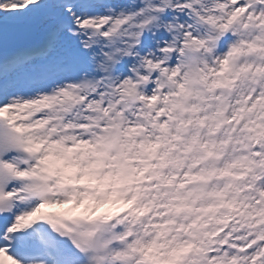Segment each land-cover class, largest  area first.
<instances>
[{"label": "snow or ice", "instance_id": "snow-or-ice-1", "mask_svg": "<svg viewBox=\"0 0 264 264\" xmlns=\"http://www.w3.org/2000/svg\"><path fill=\"white\" fill-rule=\"evenodd\" d=\"M0 264H264V0H0Z\"/></svg>", "mask_w": 264, "mask_h": 264}, {"label": "bare ground", "instance_id": "bare-ground-1", "mask_svg": "<svg viewBox=\"0 0 264 264\" xmlns=\"http://www.w3.org/2000/svg\"><path fill=\"white\" fill-rule=\"evenodd\" d=\"M60 206H53L51 208H47V210H58ZM63 207H67V206H63Z\"/></svg>", "mask_w": 264, "mask_h": 264}]
</instances>
